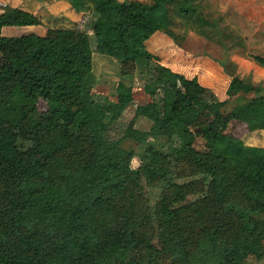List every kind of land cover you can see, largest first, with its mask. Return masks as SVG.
Instances as JSON below:
<instances>
[{"label": "trees", "instance_id": "trees-1", "mask_svg": "<svg viewBox=\"0 0 264 264\" xmlns=\"http://www.w3.org/2000/svg\"><path fill=\"white\" fill-rule=\"evenodd\" d=\"M87 12L76 28L43 36H0V264H253L263 252L264 148L225 131L250 107L230 77L220 101L196 78L148 63L149 101L121 120L132 99L92 96V55L141 59L138 45L172 24L245 56L264 69L240 34L222 25L208 0H68ZM41 24L5 6L3 27ZM229 40V44L226 43ZM235 53V52H234ZM221 67L222 62H217ZM240 102L227 109L230 99ZM208 114L198 133L192 126ZM264 130V107L246 123ZM198 137L202 140L198 145ZM163 138L138 171L125 141ZM149 185L152 197L140 188ZM255 234V237L251 235Z\"/></svg>", "mask_w": 264, "mask_h": 264}, {"label": "rangeland", "instance_id": "rangeland-1", "mask_svg": "<svg viewBox=\"0 0 264 264\" xmlns=\"http://www.w3.org/2000/svg\"><path fill=\"white\" fill-rule=\"evenodd\" d=\"M11 0H5L6 6L12 5ZM124 0H117L118 3ZM145 3H151L153 0H140ZM251 1V0H249ZM259 0H252L249 7L244 6V0H208L210 7V12L215 17H221L222 25H227L233 32H236L241 35V32L237 30L238 25L243 29L244 34H247V31L257 32L258 26L264 28V9L260 5L264 1L258 2ZM82 11L72 9L74 14H81L79 22H76V15H72L70 18L74 21H68L66 26L71 28H76L81 21V16L87 12L86 4L83 3ZM71 9V7H70ZM67 10L66 12L69 11ZM45 10L40 8V14L44 15ZM59 16L53 18H45V23L40 24V26H35V29H32L31 32L26 29H19V27H8L2 37L14 38L21 36H28L30 33H35L34 35H45L50 27L56 28V22L64 21L63 15L64 11L60 9ZM234 15V16H233ZM174 34V38H169L163 32H156V34L151 37L150 43L141 45L139 50L141 51V59L133 60L134 62L126 61L122 62L116 59H112L106 55H100L94 53L92 55V64H93V73L96 77V84L92 89V96L99 97L100 99H114L116 94L119 96L124 95L125 99H132V103L125 106V111L123 112L121 120L124 124H133L134 128L139 130H147L150 126V122L142 117H137L135 115L136 107L149 101L148 95L144 91V83L146 78V66L148 63L156 67H164L174 74H182L187 78L201 76L208 81L209 77H216L215 71L216 68H220L217 62H224L226 59L231 60L233 57L236 60L245 59V54L248 53L246 50L237 51H227L220 45L212 41H208L192 31L184 30L177 24H172L169 28ZM14 30V31H10ZM19 30V31H18ZM250 31V32H251ZM241 35V36H244ZM1 36V34H0ZM246 42L247 39H246ZM226 43L229 44V40H226ZM251 47L249 52L254 54L264 55V45L263 41H252L249 45ZM235 52V53H234ZM108 57L103 58L102 57ZM250 61V60H249ZM235 66L237 68L242 67L243 65L239 61H235ZM7 63L0 55V69L5 66ZM213 65V66H212ZM209 67V68H208ZM245 67V66H244ZM213 68V69H212ZM221 73L227 78L230 77L220 68ZM218 72V70H217ZM234 78V77H233ZM236 79V78H235ZM248 81L247 79H244ZM201 81V79H200ZM205 86L207 82L202 81ZM222 86V82H221ZM245 86L242 83H238L235 86V92L243 90ZM214 90V91H213ZM214 94H217L218 98H221V95L216 89H211ZM253 94L245 92V99L252 97ZM236 102L235 99H230V102L227 105L229 109L233 103ZM208 114L204 113L199 119L198 123L192 126V130L195 133H198L199 128L206 122ZM227 136H232L239 139L245 146L264 148V134L259 135V133H248L244 125L238 122L231 123L227 130L225 131ZM163 138L159 139H149L144 144H137L132 141H125L124 146L128 149H132L135 152V155L131 161L130 169L133 171H138L145 165L149 158V152L147 149L156 147L158 150L163 149L164 141ZM198 147H201L202 140L198 137ZM260 146V147H259ZM141 166V168H140ZM140 188L147 195V197H152L156 191L152 190L149 185L141 184ZM264 213H257L255 218L257 220V229L264 231ZM255 237V234L251 235ZM257 250L262 251L263 256L259 260H254L253 264H264V241L261 242V246L257 245Z\"/></svg>", "mask_w": 264, "mask_h": 264}, {"label": "crops", "instance_id": "crops-1", "mask_svg": "<svg viewBox=\"0 0 264 264\" xmlns=\"http://www.w3.org/2000/svg\"><path fill=\"white\" fill-rule=\"evenodd\" d=\"M261 0L257 1V5L258 2L260 3ZM264 1V0H262ZM12 3V5H8V7H12V8H18L20 10L29 12L37 17L40 18L41 23L44 24L45 23V18H53L56 16H59V14H61L60 9H62L64 11V14L67 13V15H63L64 17V21L60 22H56L57 27L56 28H52L50 27V29H69L71 27L66 26L67 23H69L68 21L71 20V16L72 15H76V22H79L80 20V15L81 14H74L73 12V8L71 7L70 3L68 0H11L10 1ZM252 0H244V6L245 7H249L251 4ZM6 6V2L5 0H0V13L2 12V8ZM42 7L43 10H45L44 15L40 14V8ZM71 7V9H70ZM261 8L264 9V2L260 5ZM66 8L67 10L70 9L69 11L66 12ZM78 11V10H76ZM62 15V14H61ZM234 16V15H233ZM74 21V20H71ZM41 24V25H42ZM40 26V25H37ZM264 27V25H262ZM8 27H3L0 31L1 36H4V32L7 31ZM35 26H25V27H19V29H26L28 31L31 32L32 29H35ZM242 27L240 25H238L237 30L241 32V35H243L245 31H242ZM11 32L14 30H10ZM19 31V30H18ZM251 31V30H250ZM247 31V34H244V38L247 39V44L250 45V43L252 41H263V45H264V28H260V26H258L257 28V32H253V31ZM30 34H35V33H30ZM156 34V33H155ZM155 34H153L151 37H153ZM39 36V35H38ZM43 36V35H41ZM151 37L138 45V48L141 47V45H145L146 43L149 44ZM102 59L103 58H108V57H103L101 56ZM112 58V57H110ZM114 59V58H112ZM235 61H239L242 65L243 68L239 66V68H237V66H235ZM222 62V61H220ZM222 64H224L223 67L220 68L223 69V71H225V73H227V75H229L230 77H234L236 78L239 83H242L244 86L248 85L250 87H255L257 89V92L255 94H253L252 97L248 98L252 101L251 105L249 108H247L241 115V117L236 121L238 123H241L242 125H244V127L246 128L247 131V127H246V123L249 120V118L258 110H260L261 108L264 107V69L260 66H258L257 64L249 61V60H245V59H239L236 60V58H232L231 60L226 59V61L222 62ZM213 66V65H212ZM245 66V67H244ZM209 68V67H208ZM220 68H216L215 74L216 77H209L208 76V81H206L202 76L200 78L197 79V77H192V78H196V80L205 88L209 89L211 91V89H216L221 95V98L217 97V94H214L212 91V93L220 100H226V90L228 88L229 85V81H230V77H226L225 75H223V73H221ZM213 69V68H212ZM218 70V72H217ZM201 79V81H200ZM247 79L248 81L244 80ZM207 82V86H205L203 84V82ZM221 82H222V86H221ZM214 91V90H213ZM245 99V97H244ZM240 102H242V98L240 99ZM238 100L236 102L233 103H240ZM248 132V131H247ZM248 133H259V135H263L264 134V130H257V131H253V132H248ZM260 147V146H259ZM264 147V146H261ZM263 221H264V217H263Z\"/></svg>", "mask_w": 264, "mask_h": 264}]
</instances>
